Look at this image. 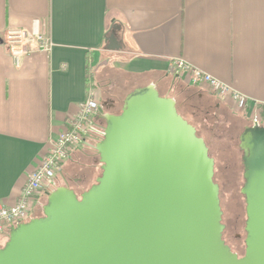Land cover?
<instances>
[{
	"label": "crops",
	"instance_id": "crops-1",
	"mask_svg": "<svg viewBox=\"0 0 264 264\" xmlns=\"http://www.w3.org/2000/svg\"><path fill=\"white\" fill-rule=\"evenodd\" d=\"M35 28L47 32L52 49L17 65L4 33ZM177 59L230 84L248 97L246 117L264 120V0H0V206L17 203L90 90L104 114H116L135 89L155 85L176 101L181 89L196 93L197 102L229 117L232 101L177 74ZM103 120L98 112L95 124ZM57 178L66 181L62 172Z\"/></svg>",
	"mask_w": 264,
	"mask_h": 264
},
{
	"label": "water",
	"instance_id": "water-1",
	"mask_svg": "<svg viewBox=\"0 0 264 264\" xmlns=\"http://www.w3.org/2000/svg\"><path fill=\"white\" fill-rule=\"evenodd\" d=\"M113 49L117 39L108 37ZM94 148L102 173L80 195L47 193L43 215L10 229L0 264H264V125L240 136L245 253L223 238L215 160L204 138L155 85L104 114Z\"/></svg>",
	"mask_w": 264,
	"mask_h": 264
},
{
	"label": "built area",
	"instance_id": "built-area-1",
	"mask_svg": "<svg viewBox=\"0 0 264 264\" xmlns=\"http://www.w3.org/2000/svg\"><path fill=\"white\" fill-rule=\"evenodd\" d=\"M4 42L17 65L22 59L34 52H50L52 40L47 32L37 28L33 30L9 29L4 33ZM177 74H187L189 82L195 86H207L218 99L230 100L238 111L248 109V97L235 90L230 84L202 71L183 59L174 61ZM100 110V103L90 90L85 101L78 106L77 112L70 117L67 128L51 142L50 149L42 156L38 167L29 175L14 205L0 206V242L8 236L10 229L32 218L37 199L46 190L57 186V174L63 165L72 160L76 149L87 143L90 131L95 127V118ZM254 124H262L261 116L252 117Z\"/></svg>",
	"mask_w": 264,
	"mask_h": 264
},
{
	"label": "rangeland",
	"instance_id": "rangeland-1",
	"mask_svg": "<svg viewBox=\"0 0 264 264\" xmlns=\"http://www.w3.org/2000/svg\"><path fill=\"white\" fill-rule=\"evenodd\" d=\"M119 110V109H118ZM116 110V111H118ZM247 110V109H246ZM246 110L238 111L236 108L232 111L229 117L217 120L214 122L209 118L203 117V122L200 125L201 134L207 144H209L210 152L215 160V179L221 188V203L223 210L222 223L225 225L223 231V238L231 247L233 252L243 256L245 253V239H246V200L244 194L241 192L245 184L244 169L242 164L243 152L239 149L241 127L254 124L252 118L246 117ZM197 110H194V113ZM234 117V113H236ZM205 115V114H204ZM203 115V116H204ZM189 119H193L189 117ZM85 158L80 168H75L74 161L65 164L63 174L73 173L72 178L64 181L58 180L57 186L50 189L49 192L56 189L58 186H69L74 189L78 195L87 190L92 184L96 182L97 177L102 173L101 162H94L85 156V154L78 152L75 159ZM74 160V159H73ZM89 176L87 180L88 185L81 184V177ZM91 172V173H89ZM88 173L90 175H88ZM58 176V174H57ZM62 177V176H61ZM47 203V195L43 194L41 203L37 206L32 214L33 217L43 215V206ZM9 234V233H8ZM8 240V236L4 237L0 246H4Z\"/></svg>",
	"mask_w": 264,
	"mask_h": 264
},
{
	"label": "trees",
	"instance_id": "trees-1",
	"mask_svg": "<svg viewBox=\"0 0 264 264\" xmlns=\"http://www.w3.org/2000/svg\"><path fill=\"white\" fill-rule=\"evenodd\" d=\"M185 89H181L177 96V109L178 112L185 118V119H189L188 117V112L192 115L193 119H189L188 121L194 125L197 129V133L199 136L203 137V135L201 134V124L203 122V117L205 118H209V120L213 121L215 124V122H217V120H220L221 117H219V114L217 112H215L212 108V106H207V102L201 103L202 100H199V102H197L198 97L196 95V93H187L186 91H184ZM187 90V89H186ZM123 106V104H122ZM122 107L117 111V113L121 112ZM194 110H197V112L194 113ZM260 110L262 112V114H264V107L261 106ZM212 114H211V113ZM205 114V115H204ZM204 115V116H203ZM106 125V121L103 120L101 123L96 122L95 127L92 129V131H90L89 135H88V139H87V143L81 148V153L85 154L86 157H88L90 160H92L91 162H89L90 164L94 163V162H98V160H100L99 154L96 151V149L94 148V146L96 145V143L98 141H100L103 138V133H104V127ZM245 126H243V128L241 127V131L239 132V135L244 131ZM209 147V144H207ZM240 149V148H239ZM210 150V149H209ZM210 155L212 156L211 152ZM213 157V156H212ZM85 158L80 157V159H75L74 158V165L75 168H80V166L83 164ZM76 170H74L75 172ZM73 172V173H74ZM80 172V169H79ZM73 173L69 172L68 174H65V178L66 180H68L69 178H72ZM91 173V172H89ZM88 173V175H90ZM81 174V172H80ZM82 175V174H81ZM83 176V175H82ZM89 177V176H88ZM87 176L85 177V175L83 176V178L81 177V184L83 185H88L87 183H89V181L87 180L88 178Z\"/></svg>",
	"mask_w": 264,
	"mask_h": 264
},
{
	"label": "flooded vegetation",
	"instance_id": "flooded-vegetation-1",
	"mask_svg": "<svg viewBox=\"0 0 264 264\" xmlns=\"http://www.w3.org/2000/svg\"><path fill=\"white\" fill-rule=\"evenodd\" d=\"M264 125V121L262 122V124H252V125H249V126H251V127H256V126H263ZM244 132V131H243ZM242 132V133H243ZM241 133V134H242ZM241 134H240V136H241ZM240 139V138H239ZM239 148H240V144H239ZM240 151H242L243 152V150L240 148ZM244 154V153H243ZM242 164H243V169H244V161H243V156H242ZM215 169H216V164H215ZM214 179H215V176H214ZM215 181H216V179H215ZM218 183V182H217ZM219 184V183H218ZM220 185V184H219ZM220 187V186H219ZM220 198H221V188H220ZM246 200V199H245ZM221 206H222V203H221ZM224 236V235H223ZM245 248H246V245H245ZM239 255V254H238ZM240 256V255H239Z\"/></svg>",
	"mask_w": 264,
	"mask_h": 264
}]
</instances>
